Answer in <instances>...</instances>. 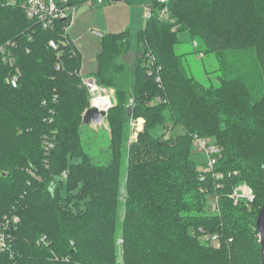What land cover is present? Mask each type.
<instances>
[{
    "label": "trees",
    "instance_id": "1",
    "mask_svg": "<svg viewBox=\"0 0 264 264\" xmlns=\"http://www.w3.org/2000/svg\"><path fill=\"white\" fill-rule=\"evenodd\" d=\"M9 1L0 0V43L15 42L17 64H0V224L8 222L12 245L0 264H263L264 0H171L166 19L152 0L142 29L105 33L89 75L115 90L116 103L99 152L81 138L91 95L66 22L45 29L28 18L25 0ZM180 31L216 55L217 85L188 74ZM16 71L13 87L5 78ZM133 117L145 124L131 139ZM168 121L183 132L154 131ZM197 136L221 148V178L194 159ZM242 183L255 191L250 204L231 199ZM209 194L218 212L207 210Z\"/></svg>",
    "mask_w": 264,
    "mask_h": 264
},
{
    "label": "rangeland",
    "instance_id": "2",
    "mask_svg": "<svg viewBox=\"0 0 264 264\" xmlns=\"http://www.w3.org/2000/svg\"><path fill=\"white\" fill-rule=\"evenodd\" d=\"M151 1L152 0H104L100 4L97 2H86L79 6L80 8L78 7L80 12L77 13L68 33L78 47L86 53V59L85 61H82V71L85 74L88 75L95 73L99 68L98 54L102 48L103 37H100L98 34L93 32V29L99 31L102 30L106 33L111 31L116 33L129 27L133 30L141 29L146 24L144 11L146 6L151 4ZM117 23H120V25H117ZM178 34L181 41L178 45V51L186 53L184 63L188 74L195 79L200 80L202 83L217 85L219 82L217 76L219 73V62L216 55L213 52H210L204 53V55L201 56V52L196 50L197 46L194 45L195 41L192 39V35L189 31H180ZM124 58L131 66L135 59V54L134 52H131L130 54L124 56ZM100 92L101 95L105 93V91L102 90H100ZM113 94H111L112 102L115 104L116 99ZM89 95H91L90 92ZM92 98L93 95H91V100ZM155 101L158 100H153L152 102ZM166 116L168 119L169 114H166ZM138 119H141L140 124ZM144 124L145 119L142 117H133L130 119L131 139L137 138V132L143 129ZM140 126L141 128L138 129ZM108 129L109 123H107V119H105L104 123L101 125H83L80 133L84 142V147L95 152L105 150L109 144ZM154 131L156 133H164L165 138L169 139L177 136L179 133H182L183 128L180 125H176V127L172 126V123L169 122L167 127L164 128L158 126L154 129ZM192 149L193 157L198 163H200V168L202 169L203 164L208 161V156L200 152L195 145L192 146ZM215 202L216 196L209 194L206 201V208L209 212H215ZM258 242L260 243V238Z\"/></svg>",
    "mask_w": 264,
    "mask_h": 264
},
{
    "label": "built area",
    "instance_id": "3",
    "mask_svg": "<svg viewBox=\"0 0 264 264\" xmlns=\"http://www.w3.org/2000/svg\"><path fill=\"white\" fill-rule=\"evenodd\" d=\"M104 0H87L86 2L92 3L97 2L98 4L102 3ZM171 0H158L157 5L158 13L160 18H168L170 13V8L168 3ZM17 1L11 0L8 2V5H14ZM22 8L26 11L28 18L34 19L38 24H40L43 28L57 31L58 30V20H64L66 25L64 26V33H68L69 28L72 26L73 21L76 18L78 12V5L75 3H71V0H25L21 3ZM156 6L152 3L146 6L144 16L146 19H149L155 13ZM49 44L53 49H57L59 47V43L55 38L49 40ZM194 45L197 46V42H194ZM201 56L204 55V52H201ZM152 56L150 60L152 61ZM5 63L9 64L12 68L15 69L17 64V55L15 54V42L14 41H6L0 43V64ZM60 66V65H59ZM58 66V68H59ZM6 83L12 85L13 87H17L19 85V73L18 71L14 73H10L5 78ZM161 78L158 77V81ZM83 84L86 86L88 91L93 95L91 100V105L97 107L93 100L97 96L108 95L110 97V105L105 108L104 110L109 111V108L114 104L112 102V96L114 92L107 87H102L98 80L94 76L88 75L82 77ZM105 91L103 95L101 92ZM114 96V94H113ZM160 100V99H159ZM134 99L130 101V104ZM98 108V107H97ZM99 109V108H98ZM103 110V109H100ZM140 120L138 122L140 124ZM142 125V123H141ZM138 127V129H140ZM193 144L200 152L204 153L208 156V161L206 162V166L204 167L205 172L210 171L212 175L216 178H221L223 176L222 172L215 171V166L217 165V156L220 155L221 148H219L211 138L209 137H195ZM231 199L233 200L234 204L244 201L247 204H250L255 199V191L251 186H248L246 183H242L237 185L233 189V193H231ZM215 211H219L218 206V196H216V202L214 203ZM15 222L19 221V217L15 216L13 218ZM7 223L0 224V251H7L11 249V241L8 240L9 233L6 232L7 230ZM206 238H210L212 242L215 244L216 247H220V237L217 234H212L207 236Z\"/></svg>",
    "mask_w": 264,
    "mask_h": 264
},
{
    "label": "water",
    "instance_id": "4",
    "mask_svg": "<svg viewBox=\"0 0 264 264\" xmlns=\"http://www.w3.org/2000/svg\"><path fill=\"white\" fill-rule=\"evenodd\" d=\"M93 32L98 34L100 37L103 36L106 32L93 29ZM114 92V89H111ZM108 111L100 110L97 107L90 105L89 108L85 111L82 119V124L84 125H101L104 123ZM257 230L260 234V248H261V260L264 264V203L261 207L258 216H257Z\"/></svg>",
    "mask_w": 264,
    "mask_h": 264
},
{
    "label": "bare ground",
    "instance_id": "5",
    "mask_svg": "<svg viewBox=\"0 0 264 264\" xmlns=\"http://www.w3.org/2000/svg\"><path fill=\"white\" fill-rule=\"evenodd\" d=\"M93 103L100 109H105L110 105V97L108 95L97 96Z\"/></svg>",
    "mask_w": 264,
    "mask_h": 264
},
{
    "label": "crops",
    "instance_id": "6",
    "mask_svg": "<svg viewBox=\"0 0 264 264\" xmlns=\"http://www.w3.org/2000/svg\"><path fill=\"white\" fill-rule=\"evenodd\" d=\"M152 4V3H151ZM80 8V7H79ZM78 8V12H80V9ZM77 12V13H78ZM144 13H145V11H144ZM145 17V16H144ZM147 22V21H146ZM117 25H120V23H117ZM116 25V26H117ZM115 26V25H114ZM145 26V25H144ZM143 28V27H142ZM141 28V29H142ZM127 29H131L130 27L129 28H127ZM126 30V29H125ZM131 30H133V29H131ZM138 30H140V29H138ZM122 31V30H121ZM133 31H137V29L136 30H133ZM112 32V31H111ZM112 33H115V32H112ZM70 35V34H69ZM71 38V37H70ZM73 40V39H72ZM74 41V40H73ZM76 44V43H75ZM76 46H77V48L79 49V51L82 53V61H85V59H86V53L84 52V50H82L81 48H79L78 47V45L76 44ZM101 52V51H100ZM99 52V53H100ZM82 66V65H81ZM82 68H83V66H82ZM81 74L83 75V76H88L87 74H85L82 70H81Z\"/></svg>",
    "mask_w": 264,
    "mask_h": 264
}]
</instances>
